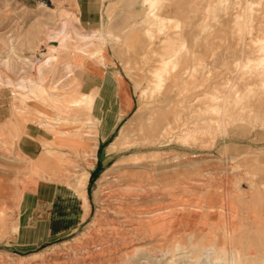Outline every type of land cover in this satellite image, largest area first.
I'll return each instance as SVG.
<instances>
[{
    "label": "rangeland",
    "instance_id": "obj_1",
    "mask_svg": "<svg viewBox=\"0 0 264 264\" xmlns=\"http://www.w3.org/2000/svg\"><path fill=\"white\" fill-rule=\"evenodd\" d=\"M159 4L174 17L167 34L184 37L190 52L152 94L162 67L152 51L166 36L149 4L118 0L88 24L61 5L0 0V264H264V68L240 65L263 50L264 0ZM93 34L101 39L83 38ZM86 58L125 76L135 101L102 146L100 172L91 168L114 106L83 70ZM216 89L217 113L209 109ZM196 125L205 129L187 134ZM121 129L127 145L111 151ZM44 184L73 188L85 220L69 226L67 198L45 239L22 244L27 214L50 200H37Z\"/></svg>",
    "mask_w": 264,
    "mask_h": 264
},
{
    "label": "crops",
    "instance_id": "obj_2",
    "mask_svg": "<svg viewBox=\"0 0 264 264\" xmlns=\"http://www.w3.org/2000/svg\"><path fill=\"white\" fill-rule=\"evenodd\" d=\"M26 6L42 5V2L46 1L48 5L64 6L66 9L73 10L77 16L80 18L81 23L85 22L91 24V22H96L98 20L97 14L101 12L104 7L109 4L116 3L118 0H18ZM131 4L137 2L142 3V5H147L144 0H127ZM105 64H98L97 62L86 58L84 71L95 81H99L101 85V90L103 95L109 97L113 101L114 115L110 118L104 120V127L102 128L99 136V142L96 152V162L91 168L92 172H100L106 167L108 161L107 155L108 151L102 146L106 143H110L113 135L116 133L117 128L120 123L127 119L135 107V101L130 91L129 82L126 80L120 72H115L112 66H105ZM113 100H112V99ZM108 124V126H107ZM32 137L38 135H31ZM41 138H45L39 135ZM43 147V146H42ZM25 155L32 156L37 159V152H27L24 151ZM37 153V154H36ZM31 157V158H32ZM90 171V177H91ZM89 177V180H90ZM89 184V181H88ZM46 190H41V193H37V200H48L44 201V204L38 205L36 207V212L33 213L29 211L26 220L20 226L18 232L19 241L22 244L28 245L37 240L45 239V236L50 232L55 226L56 220L62 219L61 212L65 209L63 207V202L69 198V226L79 225L85 220V207L83 203V198L71 187H68V191L64 190L59 185H48L44 184ZM67 189V188H66ZM87 196L89 198V185H87ZM35 199L32 201L31 207L35 206ZM90 201V198H89ZM65 203V202H64ZM48 205V207H47ZM53 205V209L50 206ZM61 206V207H60ZM91 207V202H90ZM44 210H43V209ZM47 208V211H46ZM41 211V212H39ZM46 211V212H45ZM44 212V213H43ZM31 213V214H30ZM41 213V214H39ZM90 213V212H89ZM32 215V216H31ZM43 217V220L41 219ZM49 221V222H48ZM48 223V225H47ZM44 236V237H42Z\"/></svg>",
    "mask_w": 264,
    "mask_h": 264
},
{
    "label": "bare ground",
    "instance_id": "obj_3",
    "mask_svg": "<svg viewBox=\"0 0 264 264\" xmlns=\"http://www.w3.org/2000/svg\"><path fill=\"white\" fill-rule=\"evenodd\" d=\"M144 3L146 4H149L150 5V9L152 11V16H153V19L157 20L159 25L157 27V31H158V34L160 35H165L166 38L165 40H163L162 42H164L163 46L161 47V50L160 51H155L153 50L152 51V54L158 56L160 58V62H161V65L162 67L160 68H156L155 71H153L152 73V77H153V86L151 88V93H159V92H162L163 90V87L165 85V82H166V78L168 76H170V67L172 66V69L173 71H177L178 68L181 66L180 64V60L181 58L183 57V55H189V48L187 46V41L184 39H181L177 34L175 33V35L177 36H169V34H167V28H168V23H173L174 22V17H171V16H167V17H164V14L161 10V8L159 7L160 4H159V0H144ZM226 5V3H225ZM253 5H255V3H253ZM253 5L250 7L249 9V14L252 13V9L253 8ZM258 6V4H256ZM256 6V8H257ZM255 12V11H253ZM210 13V12H208ZM250 16V15H249ZM243 18V17H242ZM167 19V21H166ZM211 21V20H210ZM244 22V21H243ZM180 26V24L178 23L175 27L178 28ZM205 26V25H204ZM207 26V25H206ZM65 28V27H64ZM207 28V27H205ZM209 29V28H208ZM206 29H204L205 31ZM211 30V29H210ZM213 30V29H212ZM211 30V31H212ZM216 30V29H215ZM215 32V31H214ZM97 34V33H96ZM96 34H93V35H87L85 37H83L84 39H87L89 42H91L93 40V38H97L98 36ZM213 35V33H211ZM215 34V33H214ZM57 35H60V36H63L62 38L66 39V32L65 31H60L58 32ZM58 37V36H57ZM99 39H101V37H98ZM154 38H155V35H151V39L154 41ZM210 38V37H209ZM207 38L209 41L211 40V38L213 39V36H211V38L209 39ZM215 38V37H214ZM217 38V37H216ZM83 39V40H84ZM161 39V38H160ZM218 39V38H217ZM216 39V40H217ZM223 39V38H222ZM221 39V40H222ZM206 40V42L208 41ZM85 41V40H84ZM94 41V40H93ZM50 43H53V42H57L56 40H50L49 41ZM63 42V41H62ZM61 42V43H62ZM223 42V41H222ZM210 43V42H209ZM213 43V42H212ZM211 43V44H212ZM224 43V42H223ZM226 44V43H224ZM263 44V50H256V52H258L256 55H253L251 57H247L246 59H244V63H242L241 61V68L246 70V71H256L258 69H261V68H264V42L262 43ZM214 45V44H212ZM192 56H196V53H193ZM51 58V57H50ZM55 59V58H54ZM26 61V60H25ZM239 62V61H238ZM195 65V64H193ZM203 65V64H202ZM203 67V66H202ZM191 68V67H190ZM194 68V67H193ZM208 68V67H207ZM212 68V67H211ZM191 71V70H190ZM206 72V71H205ZM210 72V71H209ZM42 73V71H41ZM263 73V72H262ZM207 75V74H206ZM209 75V74H208ZM212 75V74H211ZM207 77V76H206ZM49 77L47 76V74H44L42 73V76H41V79L43 82L46 81V79H48ZM199 79V78H198ZM199 82V81H198ZM205 82V81H204ZM262 82V81H261ZM57 84V83H56ZM54 85V84H53ZM40 85H38L39 87ZM56 86V85H55ZM226 87V86H225ZM34 88V87H32ZM237 88V87H236ZM219 90V89H218ZM216 89L215 93H213L211 96V98H214V100L216 99V104L215 105H209V109L210 111L212 110V112H220V110L223 108L222 107V103L220 104L219 102L221 100H223L224 102V99L223 98V95H222V92L221 91H218ZM237 91H235L234 94H237ZM250 92V91H249ZM146 93H148V90L145 89L143 90L142 94L145 95ZM209 93H207L208 95ZM161 95V94H160ZM50 96L52 98H54V95L53 94H50ZM235 101V95L232 96L230 99L227 98V102L228 105L229 104H233V102ZM77 99L74 97V96H69V103L72 104V103H77ZM149 105V104H148ZM171 104H168V106H170ZM71 106V105H70ZM152 107H154V105H152ZM208 108V107H207ZM247 108V107H246ZM239 110V109H238ZM207 111V109H206ZM244 111V110H243ZM251 111V110H250ZM237 112V111H236ZM245 112V111H244ZM233 113V112H232ZM209 124L211 123L210 120L208 121ZM218 122V121H217ZM149 123L150 125L152 126L153 123H157L155 117L152 115L150 116L149 118ZM157 125V124H156ZM160 126V125H159ZM201 129H205L204 126H199ZM197 125L195 126L194 129L191 128V130H188V133L187 134H191L192 132L194 131H197L198 128H199ZM157 128V127H156ZM186 129V128H185ZM143 131V130H142ZM128 133L125 131V130H120L117 137L113 140V142L111 143L110 145V150L111 151H115L118 147L120 146H125L127 145V139H128ZM129 144V143H128ZM32 160V159H31ZM89 178V177H88ZM88 178H87V181H88ZM79 181V185H83V182H81V180H78ZM86 181V182H87ZM86 182L84 183L83 186H85ZM224 217V216H223ZM202 224V223H201ZM224 224V223H222ZM225 225V224H224ZM229 233V232H228Z\"/></svg>",
    "mask_w": 264,
    "mask_h": 264
},
{
    "label": "built area",
    "instance_id": "obj_4",
    "mask_svg": "<svg viewBox=\"0 0 264 264\" xmlns=\"http://www.w3.org/2000/svg\"><path fill=\"white\" fill-rule=\"evenodd\" d=\"M42 5H48L46 1L42 2ZM67 258H69V251L67 252Z\"/></svg>",
    "mask_w": 264,
    "mask_h": 264
}]
</instances>
